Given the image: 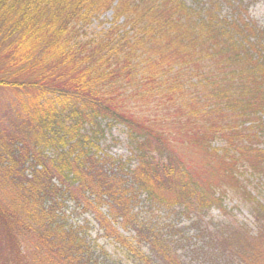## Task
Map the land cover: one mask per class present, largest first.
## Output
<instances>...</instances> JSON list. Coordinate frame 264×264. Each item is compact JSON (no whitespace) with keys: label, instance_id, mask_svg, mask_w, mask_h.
I'll list each match as a JSON object with an SVG mask.
<instances>
[{"label":"trees","instance_id":"16d2710c","mask_svg":"<svg viewBox=\"0 0 264 264\" xmlns=\"http://www.w3.org/2000/svg\"><path fill=\"white\" fill-rule=\"evenodd\" d=\"M111 10L108 29L80 39ZM0 88V264H99L85 225L69 222V201L134 264H186L180 241L136 212L139 198L204 212L222 204L219 182L240 179L237 161L264 164V147L244 143L264 113V27L243 0H0ZM126 95L175 105L177 119L136 114ZM118 124L126 160L101 147ZM189 148L218 164L200 168ZM226 235L199 234L215 264H228L215 247ZM234 236L235 264H264L258 245Z\"/></svg>","mask_w":264,"mask_h":264},{"label":"rangeland","instance_id":"374dc122","mask_svg":"<svg viewBox=\"0 0 264 264\" xmlns=\"http://www.w3.org/2000/svg\"><path fill=\"white\" fill-rule=\"evenodd\" d=\"M187 1L189 3L191 2V0ZM243 1L249 4V15L264 27V0ZM223 11L225 13L228 9H224ZM112 17L113 11L111 10L99 18L94 19L91 25L83 27L80 39L85 41L99 37L111 26ZM194 81H196L195 78ZM192 90L193 89L190 88L188 92ZM6 97L7 94L5 95V91L0 88V110L4 109V111H6L8 106H5ZM124 97L127 99L125 101L127 106L136 114H149L152 118H160V123L165 125H168V123L172 124L177 119L175 116V105H171V108L164 109L156 100L150 104H146V101H142L140 98H134L132 96L129 98L127 95ZM10 98H8V100ZM257 116L260 117V115ZM255 122L257 123L254 126L252 125L253 129H245V131L250 132V134L254 132L255 137H252L249 141L247 138L244 143L253 144V147L256 148L264 147V113H262L261 119H255ZM246 125L248 126L250 123ZM237 127L241 128V126ZM216 137L215 141H213V145L216 148H224L227 146L224 138ZM101 147L114 158L126 160L131 156L126 129L122 124L114 125L106 130V137L103 138ZM194 149L195 148H189L188 154L190 155ZM232 153L233 152L229 151V154ZM207 155L208 154L203 151L198 150L194 154L192 153V162L194 159L198 165H201L200 168L206 166V170L211 171V167L216 166L218 163L216 159L209 162L206 161V158L209 156ZM217 155L221 154L217 153ZM221 156L224 157L225 155ZM252 157L253 155H250L251 159ZM207 164L210 167H207ZM237 164L239 166L237 174L240 179H234L232 182H227L225 184L219 182L217 192L221 196L222 204H215L204 212L194 210L189 214H184V211L180 208L170 212L157 205L151 207L145 195L139 198L136 205V212H140L145 219L162 228L172 236H175V239L180 241L178 253L182 259L186 261V264H215L214 260L217 259L215 256L207 255L205 251H201L203 250L202 246L205 244V241L203 242V240L199 239V234L202 232L206 236L214 235V237H219L224 229L227 234L226 239H222L220 243L215 246L217 248V257H219L222 263L225 260L229 264L230 260L231 264H235L233 260L238 259L236 243H232V240L234 241L232 238L233 235H237L234 237H238L239 240H244L245 242L249 240V250L251 251L256 252L255 247L258 245L260 249L258 253L260 254L255 255L257 259H259L262 254L264 255V244L259 239V237L262 238L260 231H264V175L260 170L264 168V164L255 166L250 164L247 158H245V161H237ZM27 173H30V170L26 171V174ZM203 175L205 174L203 173ZM9 192H11V190H9ZM64 209L67 215L70 216L69 222L85 225L90 242L96 245L97 251L94 252V255H98L99 264H134L126 250L122 248L113 237H106L92 212L80 214L72 213L74 209H77L73 201L66 202V207ZM101 210L104 213L108 212V205L105 204ZM77 212L79 213L80 209H77ZM118 228L125 235L134 236L133 231L121 225H119ZM229 239L232 240L229 241ZM213 245L214 244L211 243L210 246Z\"/></svg>","mask_w":264,"mask_h":264}]
</instances>
